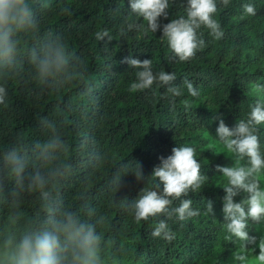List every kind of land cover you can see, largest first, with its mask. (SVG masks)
<instances>
[{"label":"trees","instance_id":"obj_1","mask_svg":"<svg viewBox=\"0 0 264 264\" xmlns=\"http://www.w3.org/2000/svg\"><path fill=\"white\" fill-rule=\"evenodd\" d=\"M127 2L33 0L38 30L21 34L16 69H9L10 75L3 81L9 97L7 106L0 105V148L22 142L31 158L32 146L48 131L42 121L56 126L65 142L60 161L71 167L66 177L52 186L53 195L62 208L77 211L92 223L101 216L106 218L97 225L103 237L105 264H235L232 253L238 250V244L223 240L224 191L219 187L223 180L216 170V165L231 166L232 160L206 149L214 142L218 126L213 116L222 113L225 124L234 126L247 115L253 102L251 85L264 84V0H231L229 7H220L216 18L225 31L224 38L213 41L202 29L207 47L184 63L168 60L170 51L161 43L160 30L146 36L120 37L118 30L128 11ZM245 3L254 4L257 15L241 21V5ZM185 4L186 0H174L169 17L161 18V24L183 15ZM63 8L69 11L62 12ZM101 28L109 29L114 36L107 45L94 39ZM50 32L64 35L79 57L73 67L76 78L55 89L34 83L27 55V49L48 38ZM128 55L152 59L154 71L177 74L175 83L184 93L176 98L174 109L163 88L128 91L134 70L120 63ZM106 64L113 65L111 71ZM184 80L199 89V98L187 93ZM184 100L190 102L189 110L183 107ZM260 140L264 148V127ZM179 145L197 150L209 181L199 194H189L192 207L199 208L201 215L183 222V226L169 221L176 239L166 243L151 236L154 221L137 223L113 203L125 196L134 198L143 182H136L134 175L128 174L125 186L114 193L111 180L122 161H140L145 175H149L159 163L158 157L170 154L171 148ZM4 183L0 234L13 226L10 221L14 210L21 213L20 227L43 220L46 210L37 192L22 194L19 208L14 209L8 195L12 182L5 178ZM242 196L234 199L239 201ZM207 200L213 201L215 218L203 214ZM89 208L93 210L90 217ZM249 234L257 236L256 224L250 222Z\"/></svg>","mask_w":264,"mask_h":264},{"label":"clouds","instance_id":"obj_2","mask_svg":"<svg viewBox=\"0 0 264 264\" xmlns=\"http://www.w3.org/2000/svg\"><path fill=\"white\" fill-rule=\"evenodd\" d=\"M173 2L128 0V11L123 14L118 30L120 37L146 36L160 30L161 43L166 44L170 51L168 60L173 63L189 62L207 47L202 29L207 30L213 41L224 38L225 31L216 17L219 8L229 7L231 0H186L183 15L161 24V18L169 17ZM241 9V21L257 15L252 3L242 4ZM37 30L33 0H0V105L8 103L9 90L3 81L10 75L9 69H16L20 36ZM94 39L107 45L114 36L109 29L101 28L95 32ZM27 55L37 85L55 89L76 78L73 67L79 57L60 33L50 32L48 38L27 49ZM120 63L134 70V80L128 86L130 93L151 90L154 86L163 88L170 107H176V98L181 97L184 90L175 83L174 71H154L152 59L141 60L131 55ZM105 67L111 71L113 65ZM183 84L191 97L199 98L201 93L191 81L184 80ZM249 95L254 99L247 115L234 126L225 124L222 113L213 116L218 126L215 140L206 150L223 153L232 160L231 166L216 165V170L223 180V185L219 186L224 191L223 240L238 244V250L232 253L233 261L235 264H264V234H249L250 222L264 229V148L260 140V130L264 127V84L253 83ZM183 107L189 110L190 102L184 100ZM42 123L48 131L32 146L31 158L22 142L0 148V193L5 190L6 178L13 185L8 195L12 197L14 209L19 208L22 194L37 192L46 210L43 220L30 221L24 227L19 226L21 213L12 212L10 223L13 226L0 234V264H105L101 249L103 237L97 225L103 224L106 218L101 216L92 223L79 212L62 208L55 199L52 186L66 177L71 165L60 161L65 142L56 126L46 119ZM158 159L159 163L149 175H145L140 161L135 160L134 164L122 161L111 180L113 192L125 186L124 177L128 174L134 175L136 182H143V187L134 198L125 196L113 203L137 223L154 221L151 236L171 243L176 233L169 221L183 226V222L201 215L199 208L192 207L189 194H199L208 185L209 177L202 172L193 146H174L170 154ZM241 194L242 198L236 201L234 197ZM92 214L93 210L87 209V215ZM203 214L215 218L212 200L206 201Z\"/></svg>","mask_w":264,"mask_h":264},{"label":"rangeland","instance_id":"obj_3","mask_svg":"<svg viewBox=\"0 0 264 264\" xmlns=\"http://www.w3.org/2000/svg\"><path fill=\"white\" fill-rule=\"evenodd\" d=\"M209 144V143H208ZM210 144H212V142H210ZM223 154V153H221ZM224 155V154H223ZM225 156V155H224ZM257 228V236L264 234V229H261L260 226L256 225Z\"/></svg>","mask_w":264,"mask_h":264}]
</instances>
